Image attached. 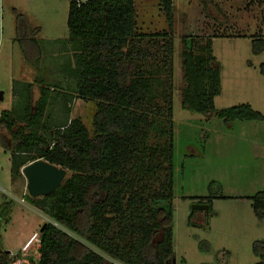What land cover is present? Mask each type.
<instances>
[{"label":"trees","instance_id":"16d2710c","mask_svg":"<svg viewBox=\"0 0 264 264\" xmlns=\"http://www.w3.org/2000/svg\"><path fill=\"white\" fill-rule=\"evenodd\" d=\"M162 5L172 33L170 0ZM66 25L73 65L61 66L54 82L33 79L19 107L0 115V146L10 152L13 178L38 161L66 172L49 195L28 197L51 221L40 232L38 259L26 264H113L104 256L121 264H173V43L157 55L143 47V38L167 35L137 31L134 0H70ZM15 34L26 63L38 68L39 47L17 13ZM263 51L264 37L253 39L251 53ZM155 56L162 60L152 65ZM179 58L183 110L226 123L264 120L247 104L214 111L220 76L209 43L182 37ZM259 71L264 75V64ZM34 86L39 91L33 100ZM76 100L95 106L91 132L69 116ZM208 190L200 204L222 197L218 184L211 182ZM251 208L264 221V192L251 197ZM199 249L207 252L209 244L200 242ZM263 249L264 240L253 244L257 264H264Z\"/></svg>","mask_w":264,"mask_h":264},{"label":"rangeland","instance_id":"374dc122","mask_svg":"<svg viewBox=\"0 0 264 264\" xmlns=\"http://www.w3.org/2000/svg\"><path fill=\"white\" fill-rule=\"evenodd\" d=\"M69 1L0 0V115L19 107L26 97L24 87L33 79L50 77L54 82L62 75L58 71L61 66L73 65L72 55L66 52ZM170 3L172 33L168 31L162 0H134L137 31L167 35L143 38V47L151 53L158 50L157 55L169 41L174 46L173 264H257L253 244L264 240V221L254 216L251 197L264 192V120L226 123L214 114L183 110L178 88L182 81L181 38L194 37L203 47L209 43L219 69L220 92L214 98V111L247 104L264 116V75L259 71L264 64V51L258 55L251 53L252 40L264 37V0ZM16 13L25 17L39 47L38 68L26 63L15 41ZM158 57L149 63L160 62L162 57ZM34 94L33 100L37 88ZM59 109L57 105L55 113ZM94 111L93 103L76 100L69 116L79 117L91 132ZM64 119V114L55 118L56 124ZM2 134L8 136L5 130ZM211 182L220 186L222 197L205 204L207 212L194 209L203 205L200 199L209 197ZM26 187V177L21 172L19 177H12L10 152L0 146V249L19 252L25 264L27 259H38L36 248L41 228L51 221L29 204ZM5 207L6 214L1 216ZM200 242H207L209 251L200 250ZM92 250L100 253L93 247ZM104 257L113 264H121Z\"/></svg>","mask_w":264,"mask_h":264},{"label":"water","instance_id":"95a60500","mask_svg":"<svg viewBox=\"0 0 264 264\" xmlns=\"http://www.w3.org/2000/svg\"><path fill=\"white\" fill-rule=\"evenodd\" d=\"M3 94L0 92V101ZM27 181V192L31 198L44 197L55 191L62 183L66 172L43 161L34 162L22 170ZM194 209L207 212L206 205L195 206ZM44 225L41 228L43 230Z\"/></svg>","mask_w":264,"mask_h":264},{"label":"built area","instance_id":"2783aa9c","mask_svg":"<svg viewBox=\"0 0 264 264\" xmlns=\"http://www.w3.org/2000/svg\"><path fill=\"white\" fill-rule=\"evenodd\" d=\"M0 264H25V262L19 252H3L0 249Z\"/></svg>","mask_w":264,"mask_h":264},{"label":"crops","instance_id":"0c3cea01","mask_svg":"<svg viewBox=\"0 0 264 264\" xmlns=\"http://www.w3.org/2000/svg\"><path fill=\"white\" fill-rule=\"evenodd\" d=\"M29 83H32V81L29 82ZM35 88H37V93H38V91H39V89H38L37 86L32 87V90H31V92H32V98L35 96V94H34V89H35ZM36 98H38V94H37Z\"/></svg>","mask_w":264,"mask_h":264},{"label":"clouds","instance_id":"9594fccd","mask_svg":"<svg viewBox=\"0 0 264 264\" xmlns=\"http://www.w3.org/2000/svg\"><path fill=\"white\" fill-rule=\"evenodd\" d=\"M23 174V173H22Z\"/></svg>","mask_w":264,"mask_h":264}]
</instances>
